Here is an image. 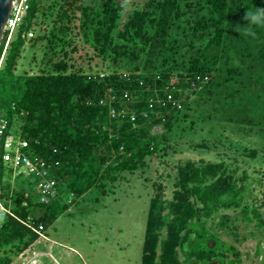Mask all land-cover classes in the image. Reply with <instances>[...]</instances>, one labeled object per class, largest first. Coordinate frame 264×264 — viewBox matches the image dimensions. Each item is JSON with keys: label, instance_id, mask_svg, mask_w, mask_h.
Instances as JSON below:
<instances>
[{"label": "trees", "instance_id": "trees-1", "mask_svg": "<svg viewBox=\"0 0 264 264\" xmlns=\"http://www.w3.org/2000/svg\"><path fill=\"white\" fill-rule=\"evenodd\" d=\"M26 2L29 21L0 64V89L12 101L7 129L13 126L28 141L25 150L52 163L69 192L113 187L138 170L149 174L153 159L166 164L191 145L177 140L181 132L207 120L264 137V25L247 27L244 19L264 0ZM33 27L37 36H23ZM43 39L37 71L16 73L24 42ZM168 94L194 97L176 108ZM155 126L164 131L152 133ZM214 139L215 145L203 138L193 146L212 145L218 160L187 159L173 175L144 177L152 191L140 264H239L237 248L218 230L232 232L242 219L264 232L251 188L264 180V169L249 174L243 166L259 160L261 150L228 134ZM3 182L0 200L11 201L13 215L0 222V264H10L13 256L38 252L43 239L34 230L56 213Z\"/></svg>", "mask_w": 264, "mask_h": 264}, {"label": "rangeland", "instance_id": "rangeland-1", "mask_svg": "<svg viewBox=\"0 0 264 264\" xmlns=\"http://www.w3.org/2000/svg\"><path fill=\"white\" fill-rule=\"evenodd\" d=\"M28 21L29 17L25 16L19 27L22 26L16 27L12 37L13 47L17 43L16 38L24 31V25ZM34 28L36 27H33V30ZM47 28L49 29L50 26ZM37 35L38 32L35 29L34 37ZM44 46V39L34 46H30L27 41L24 42L15 59V72L20 73L23 70L29 73L36 72L43 60ZM6 47L5 44V50ZM4 91L0 89V115L10 123L12 101L8 90ZM193 97V95L185 94L178 99L182 104ZM7 131L14 139L20 136L13 126L9 125ZM163 131L161 126H155L152 129L154 134ZM226 134L230 135L234 141H240L244 145L261 150L257 153L261 157L259 160L249 161L247 159L246 164L243 165L249 174L256 169L261 171L264 169V137L262 135L252 134L251 137L245 130L237 131L233 126L226 124L223 126L219 122L207 120L198 123L195 130H187L179 134L177 140H192L191 145L183 144L182 152L171 156L168 163L159 164L153 159L150 169L146 171L149 174H141L138 170L123 175V179L115 182L113 187L109 184L103 188L93 185L82 194L71 193L58 176L54 175L52 169L47 170V174H44L45 178L54 177L58 180L55 186L56 196L50 201L51 208L48 210L55 211L56 218L45 226L43 231L49 241L42 238L43 241L36 246L37 253L25 252L19 256H13L10 264H140L146 216L152 191L150 182H146L144 177L149 175L151 179H154L159 173L163 177L166 174L173 175L176 164L187 159L218 160V150L212 148V145L208 149H203L193 146V143H199L204 138L215 145L217 140L215 141L214 138ZM2 140L3 138H0V147ZM24 152L31 154L29 149ZM1 153L0 148V155ZM11 170L12 168L6 163H0V186L5 183L3 181H9L12 187L21 188L29 195L30 200L35 201L37 190L34 178L19 168H15L13 173ZM163 183L166 187L165 195L169 197L170 186L164 179ZM251 188L255 195L252 197V202L255 201L259 212L264 213V180H261V184L257 181L251 182ZM70 197L71 203L68 202ZM1 202L4 204L3 201ZM10 202L7 204L11 206ZM33 209L34 207L29 208L34 212ZM226 212L233 213L231 210ZM235 224L236 229L232 232L218 230L221 233V239L237 248L240 253L239 264H260L264 253V232L255 228L253 223H245L242 219L237 220ZM258 245L261 249L256 255L255 250Z\"/></svg>", "mask_w": 264, "mask_h": 264}, {"label": "built area", "instance_id": "built-area-1", "mask_svg": "<svg viewBox=\"0 0 264 264\" xmlns=\"http://www.w3.org/2000/svg\"><path fill=\"white\" fill-rule=\"evenodd\" d=\"M26 9V0L13 1L12 9L4 28L5 33H7V37L5 39L6 45L10 40L12 32L20 24ZM27 35L32 37L33 33L29 31ZM167 100L171 101L173 107L179 108L181 105V101L179 99H174L171 94L167 95ZM164 104L165 103L162 102V105ZM131 119H134V114L131 116ZM7 126L8 122L0 115V138H3L2 153L0 155L2 162L12 168V173L15 168H19L28 176L33 177L35 181V189L37 190V197L35 199L36 202L40 204H49L56 196L55 186L57 182L54 177L45 178L44 174H47V170L53 169L52 163L44 158L32 154H26L24 150L29 146L28 141L22 137H17L16 139L12 138L10 133L7 131ZM56 164L57 162H55L54 165ZM68 202H72L71 197L68 199ZM6 215L13 214L11 209L4 205L0 200V221H2ZM34 231L47 240L46 236L43 234L44 227L42 225H39Z\"/></svg>", "mask_w": 264, "mask_h": 264}, {"label": "clouds", "instance_id": "clouds-1", "mask_svg": "<svg viewBox=\"0 0 264 264\" xmlns=\"http://www.w3.org/2000/svg\"><path fill=\"white\" fill-rule=\"evenodd\" d=\"M26 11H27V9H26ZM26 11H25V14H26ZM25 14L23 15V17H25ZM244 19L249 22L247 27H250L251 25H264V8H257V7H255V10L254 11L248 9L247 13L244 16ZM19 25H18V27H19ZM4 28H5V26H4ZM29 31H31L33 33V36L32 37H34V30H29ZM14 32H15V30L12 32V35L10 37L9 42L12 40V37H13ZM28 32H24L23 33V36L25 35L26 38H31V37H29L27 35ZM246 34L251 35L253 37L255 36V33L254 32H247ZM6 37H7V33H5V30H4L3 31V36H2V39H1V42H2V40H4V43H3V49H2L1 54H0V64H1L2 60H3V58H4V54L6 53V50L4 49ZM9 42H8V44H9ZM8 44H7V46H8Z\"/></svg>", "mask_w": 264, "mask_h": 264}, {"label": "water", "instance_id": "water-1", "mask_svg": "<svg viewBox=\"0 0 264 264\" xmlns=\"http://www.w3.org/2000/svg\"><path fill=\"white\" fill-rule=\"evenodd\" d=\"M13 1L14 0H3V4L0 6V42L3 36L5 23L12 9Z\"/></svg>", "mask_w": 264, "mask_h": 264}, {"label": "snow or ice", "instance_id": "snow-or-ice-1", "mask_svg": "<svg viewBox=\"0 0 264 264\" xmlns=\"http://www.w3.org/2000/svg\"><path fill=\"white\" fill-rule=\"evenodd\" d=\"M2 4H3V0H0V6H2Z\"/></svg>", "mask_w": 264, "mask_h": 264}, {"label": "crops", "instance_id": "crops-1", "mask_svg": "<svg viewBox=\"0 0 264 264\" xmlns=\"http://www.w3.org/2000/svg\"><path fill=\"white\" fill-rule=\"evenodd\" d=\"M54 258V257H53ZM55 259V258H54ZM56 260V259H55Z\"/></svg>", "mask_w": 264, "mask_h": 264}]
</instances>
